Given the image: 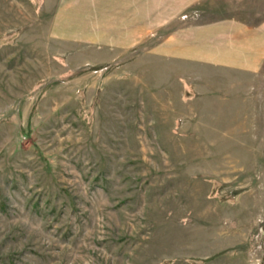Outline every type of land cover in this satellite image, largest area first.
Wrapping results in <instances>:
<instances>
[{"label":"rangeland","instance_id":"1","mask_svg":"<svg viewBox=\"0 0 264 264\" xmlns=\"http://www.w3.org/2000/svg\"><path fill=\"white\" fill-rule=\"evenodd\" d=\"M264 0H0V264H264V58L211 21Z\"/></svg>","mask_w":264,"mask_h":264},{"label":"crops","instance_id":"2","mask_svg":"<svg viewBox=\"0 0 264 264\" xmlns=\"http://www.w3.org/2000/svg\"><path fill=\"white\" fill-rule=\"evenodd\" d=\"M264 58V21L261 25L237 17L211 21V70L256 73Z\"/></svg>","mask_w":264,"mask_h":264}]
</instances>
